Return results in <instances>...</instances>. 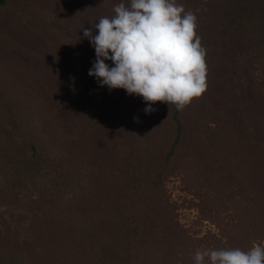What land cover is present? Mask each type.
<instances>
[{"label": "rangeland", "instance_id": "obj_1", "mask_svg": "<svg viewBox=\"0 0 264 264\" xmlns=\"http://www.w3.org/2000/svg\"><path fill=\"white\" fill-rule=\"evenodd\" d=\"M235 1L176 0L177 4L184 6L185 11L190 10L197 17L196 32L206 49L208 65L207 89L181 111L183 120L190 119L193 114L195 117L201 116L210 134L217 132L218 125L234 124L241 116L243 109L238 107V111L234 112L235 101L233 99V103L230 98L233 93L242 92V87L248 82L256 83L252 87L258 89L257 99L260 101V96L264 98V94L260 93L262 90L264 92V49L248 56L237 51L245 39L235 31L228 30L227 23H224L227 9ZM120 2L19 0L20 13L11 12L9 21L0 22L1 95L24 93L35 98V104L41 105L43 100L36 99L38 95L35 93L55 91L59 94V122L65 125H56L57 141L61 143L70 138L74 148L72 168L82 178L88 177L98 200L104 199L110 188L114 190V185L124 180L120 170L125 167V164L120 167V159L115 151L109 150L111 128L107 126V121L101 120L102 112H107L106 118L115 119L121 112V120L126 118L128 121V133L125 134H128L126 138L131 145L124 151L127 162L136 159L148 163L152 169L158 167L170 134L166 128L152 129L154 112H163L162 108L159 109V102L152 104L155 111L145 113L147 102L141 96L129 95L124 89L113 93L107 86H100L94 76L88 75L96 57L94 47L83 36V30L98 23L100 17L113 16V8ZM4 9L0 8V13L5 14L8 9ZM30 20L31 29L28 24ZM32 29L34 37L31 35ZM97 32L93 28V35ZM54 63L56 65L51 66ZM105 63L114 66L111 60ZM23 106L26 107L25 104ZM162 106L165 109V103ZM34 107L32 105V109ZM92 107H95L93 113L89 112ZM249 113L245 112V117ZM92 115L96 125L93 129L88 124ZM0 119L4 122L1 110ZM23 122H26V118ZM163 123L159 122V125ZM249 123L247 119L242 121L240 132L248 134ZM27 126L30 130L35 129V132L41 128L39 124L35 128ZM260 126L258 134H262L263 138L264 126ZM2 128L11 131L6 125ZM66 128L71 131L70 137L66 135ZM5 133L1 140L7 138L8 132ZM209 144L212 145V142ZM53 145L48 146L54 149ZM242 145L246 148L235 155L236 160L231 164L233 167L225 169L226 181L213 184L205 178L201 166L197 165L199 162L188 159L190 145L184 142L180 151L182 159L173 166L169 165L162 176L157 197L159 204L154 209L156 215L152 216L153 219L149 218V226L156 230L153 238L158 261L163 264H194L193 256L198 250L240 248L248 251L255 244L264 243V196L261 209L254 206L256 202L252 199L256 190L253 177H264V150L253 153L254 147L246 146L243 140ZM207 156L208 153L204 158L207 159ZM244 157L247 158L246 165L242 159ZM244 190L251 197H244ZM33 191L38 192L36 189ZM84 212L76 211L74 216L82 217ZM0 219L4 220L17 243L34 239L37 218L27 209V205H0ZM1 225L0 222V230L4 231ZM205 264H208L207 257Z\"/></svg>", "mask_w": 264, "mask_h": 264}, {"label": "trees", "instance_id": "obj_2", "mask_svg": "<svg viewBox=\"0 0 264 264\" xmlns=\"http://www.w3.org/2000/svg\"><path fill=\"white\" fill-rule=\"evenodd\" d=\"M0 8L8 9L5 14L0 13V22L9 21L10 13H20L21 9L19 0H0ZM224 23H227L228 30L245 39L237 51L248 56L264 49V0H236L227 9ZM28 24L31 29V20ZM31 35L34 37L33 29ZM87 81L93 82L92 79ZM254 84L248 82L242 87V92L233 93L230 98V101H235L234 112L238 107L243 109L240 112L242 117L239 115L234 124L218 125L217 132L213 134L208 133L201 116L193 114L190 119L183 120L182 112L177 111L175 105L165 103L164 109L159 102V109L162 108L163 112H154L152 129L166 128L170 134L163 160L153 169L148 163L136 159L127 162L124 151L131 145L126 138L128 134H125L128 133V121L126 118L121 120V112L118 119L106 118L107 112H102L101 120L107 121L111 128L109 150L115 151L120 167L125 164L123 169L120 168L124 180L114 185V190L110 188L102 200L97 199L88 177L82 178L72 168L74 148L70 138L61 143L57 141L56 125H65L59 122V94L55 91L35 93L38 95L36 99L43 100L41 105H37L31 95L30 98L24 93L3 96L0 92V110L4 117V122L0 119V138L8 132L6 139H0V205H27L37 218L34 239L22 244L16 242L4 220L0 219L4 228V231L0 230V264H163L155 257L153 237L156 230L149 226V218L153 219L152 216L156 215L154 209L158 208L162 176L169 165L173 166L182 159L184 142L190 145L188 159L199 162L197 165L201 166L205 178L213 184L226 181L225 169L232 168L235 155L246 148L242 140L246 146L255 148L253 153L264 150V137L258 134L260 124L264 126V104L260 103H264V98L260 96V101L257 99L259 92L253 89ZM111 90L118 93V89ZM260 93L264 94L263 90ZM32 105L35 106L33 109ZM94 108H89V112L93 113ZM69 109L73 111L72 106ZM245 112H250L248 117H245ZM25 118L26 122H23ZM245 119L250 121L248 134L240 132L239 128ZM90 120L88 124L93 129L96 126L93 115ZM162 121L163 125H159ZM38 124L41 128L36 132L27 126L35 128ZM4 125L11 131L2 128ZM64 130L70 137L71 131ZM55 136L57 139H53ZM49 144H55L54 149H50ZM212 151L215 152L211 154ZM207 153L208 158L205 159ZM242 159L246 165L247 158ZM253 182L256 189L252 197L256 202L254 206L261 209L263 175L254 176ZM34 189L38 192L35 193ZM243 194L244 197L250 196L245 190ZM76 211H85L84 217L76 218Z\"/></svg>", "mask_w": 264, "mask_h": 264}, {"label": "clouds", "instance_id": "obj_3", "mask_svg": "<svg viewBox=\"0 0 264 264\" xmlns=\"http://www.w3.org/2000/svg\"><path fill=\"white\" fill-rule=\"evenodd\" d=\"M114 15L83 30L95 49L88 71L100 86L141 96L147 107L162 102L182 111L207 89L206 49L197 35V17L176 0H125ZM93 28L97 34L93 35ZM111 60L114 66L105 63ZM264 264V243L240 248L198 250L194 264Z\"/></svg>", "mask_w": 264, "mask_h": 264}]
</instances>
